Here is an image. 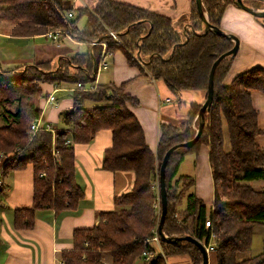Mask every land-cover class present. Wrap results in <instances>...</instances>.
Listing matches in <instances>:
<instances>
[{
  "label": "trees",
  "instance_id": "obj_1",
  "mask_svg": "<svg viewBox=\"0 0 264 264\" xmlns=\"http://www.w3.org/2000/svg\"><path fill=\"white\" fill-rule=\"evenodd\" d=\"M193 1L189 20L194 31L184 33L176 30V26H184L174 24L171 18L111 0H99L93 11L80 9V15L88 16L83 29L68 17L59 0H0V34L37 36L59 31V36L70 35L88 44L86 52L63 56L56 64L36 62L13 69L0 66V119L4 122L0 124V161L4 174L29 164L35 173L34 208L18 212L21 222L23 217L29 219L23 226L33 224L37 208L54 207L60 211L75 207L84 197L76 181L74 145L67 143L70 137L73 144L89 143L99 130H112L113 145L105 152L103 167L136 173L133 188L116 199L123 208L100 212L96 226L75 230L74 248L60 253L59 264H107L106 256L111 257L112 264H168L167 257L179 253L190 254L194 264L202 263L200 248L188 240L175 245L162 239L166 257L159 255L145 261L142 255L147 248L146 238L157 225L153 204L164 155L171 146L196 135L202 105L191 104L188 120L179 126L161 125L156 154L146 143L142 125L128 106L138 104V100L126 92V84L74 89V107L64 114V126L56 130L55 136L51 130L42 129L30 139L28 132L42 114L43 92L38 82L70 83L74 88L79 82H93L103 52L101 43L115 40L111 31L123 45L109 49L122 47L131 64L142 65L143 75L165 81L176 93L207 89L214 62L235 42L216 30L203 33L205 24ZM243 1L251 7H264V0ZM203 3L210 23L221 28L227 5L235 2ZM232 60V56L226 57L216 69L214 101L205 114L202 135L193 147L178 148L170 156L166 168L168 211L163 230L167 234H190L208 242L206 220L211 219L219 239L213 251L217 264H264V250L255 256H241L252 246L255 227L264 223V188L252 184L264 180V146L256 141L264 129L252 102V91L264 95V68H252L224 84ZM203 143L210 148L216 190L210 213L205 203L190 192L194 178L183 174L178 177L185 155ZM19 146V155L2 160V156H11ZM184 200L186 208L180 209Z\"/></svg>",
  "mask_w": 264,
  "mask_h": 264
},
{
  "label": "crops",
  "instance_id": "obj_2",
  "mask_svg": "<svg viewBox=\"0 0 264 264\" xmlns=\"http://www.w3.org/2000/svg\"><path fill=\"white\" fill-rule=\"evenodd\" d=\"M59 1L66 7L67 13L73 7L69 2ZM111 1L134 5L171 18L174 24L184 26H176L178 32L185 33V27L192 26L189 19L194 8L193 0ZM98 3L99 0H78L72 19L77 21L80 9L93 11ZM206 14L208 15L207 11ZM87 21L88 16L83 27L79 29L85 28ZM221 28L228 34L238 36L240 42V51L233 57L224 84L231 83L236 76L247 70L264 68V51L260 49L264 46V27L251 14L235 3H230L222 16ZM79 44L87 47L81 49L76 46ZM119 45L115 40L108 44L105 60L109 66L97 72L93 82L97 85L113 83L118 87L126 84V92L138 100V104L128 103V106L142 125L146 143L156 154L162 135L161 125L179 126L185 123L189 118L191 104L202 105L205 102L207 89H184L176 93L165 81L155 79L149 74L143 75L142 65L131 64L122 47L109 49L110 46ZM87 49V43L80 42L70 35L54 38L47 34H0V66L3 69H13L36 62L50 61L56 64L63 56L86 52ZM39 85L43 92L40 101V107L44 109L43 120L56 129L63 127L64 114L74 107L75 85L45 81H40ZM53 91H56L59 106L45 103V98ZM252 102L258 110L259 125L264 129V95L259 91H252ZM256 141L264 146V133L258 135ZM73 145L76 156V181L82 187L84 197L75 207L60 211L54 207L35 209L31 226H23L26 219H29L23 217L21 222L18 212L34 208L33 165L29 164L25 168L10 170L4 174V184L0 189V264H59L60 253L74 248L75 230L96 226L100 212L123 208V205L117 204L116 199L133 188L136 173L132 170L111 171L103 167L105 152L113 145L112 130L101 129L91 142ZM181 174L194 178L190 192H194L205 203L207 212L210 213L213 210L216 190L208 144L203 143L185 155L178 177ZM258 183L260 188H264V180ZM179 208H186V200ZM259 225L264 227V223ZM161 246L164 250L162 243ZM166 260L168 264H194L188 253L172 254ZM209 264H217L216 253L209 254Z\"/></svg>",
  "mask_w": 264,
  "mask_h": 264
},
{
  "label": "water",
  "instance_id": "obj_3",
  "mask_svg": "<svg viewBox=\"0 0 264 264\" xmlns=\"http://www.w3.org/2000/svg\"><path fill=\"white\" fill-rule=\"evenodd\" d=\"M195 2H196L198 13H199L201 19L203 20V22L205 24V30L203 33H206L208 30H216V32L218 34H223V35H226L228 37H231L234 40L235 45L230 50H228L227 52L221 54L212 66L210 76H209L208 87H207V98H206L205 102L202 104V106L199 110V113H198V117L201 118V122L199 124V127L197 128L196 135L189 140H186V141H183V142H180V143H177V144L171 146L164 155L163 161H162L161 166H160L159 179H158L159 180V194L161 197V205H162V214H161V219H160V223L158 226V231H159V234L161 235L163 240L170 242L172 244H175V245L181 244L185 240H188V241L195 243L200 248V250L203 254V261L201 264H209V253L207 252L206 247L201 240H199L198 238H196L195 236L190 235V234L189 235L167 236L163 230V224L165 222L167 211H168V192H167V185H166V168H167L170 156L178 148H181V147L191 148V147H193L195 145V143L198 141V139L200 138V136L202 135L204 125H205V114L208 110H211L212 105H213V101H214L216 69H217L219 63L223 59H225L226 57H229V56L234 57L238 53V50L240 47L239 39L236 36L228 34L222 28H216L214 25H212V23H210V21L208 19V15L206 14V11L204 8L203 0H195ZM234 2L237 6L251 12L255 16L264 17V8L263 9H255L254 7L246 5L243 0H234Z\"/></svg>",
  "mask_w": 264,
  "mask_h": 264
},
{
  "label": "built area",
  "instance_id": "obj_4",
  "mask_svg": "<svg viewBox=\"0 0 264 264\" xmlns=\"http://www.w3.org/2000/svg\"><path fill=\"white\" fill-rule=\"evenodd\" d=\"M63 1H66V2H69V3L72 4L73 7L68 11L67 15L70 18L74 17L75 9H76L75 5H76L78 0H63ZM193 30H194V28L192 26H190V25H187L185 27V31L186 32H190V31L193 32ZM59 34H60L59 31H51L47 35H49L50 37L57 38L59 36ZM111 35L114 36L115 42L117 44L123 45L122 40L117 36V34L115 32L111 31ZM101 44L103 45V52H102L100 61L98 63L97 72H99V71H101L103 69H107L108 66H109V63L105 60L106 50H107V46H108L109 42L105 41V42H102ZM97 87H98V85L95 84L94 82H91V83H89L87 85L79 82L77 84L76 88H73V90L74 89H78V88L79 89H86V90H95V89H97ZM45 103H46V105L52 104L53 106H59L60 105L59 99L57 98V95H56V91H53V92L49 93V95L45 98ZM42 112H44V109L42 110ZM42 129L51 130L54 136H55V132L57 130L52 124H50L49 122L43 120V116L41 114L39 119H37L36 121H34L32 123L31 130L28 131L30 139H32L34 137V135L36 134L37 131L42 130ZM67 143L73 145L72 138H69L67 140ZM20 152H21V147L19 146L17 148L16 152L13 153L11 156H5V157L2 156L1 158H2V160L3 159L5 160V159H7L9 157L10 158H14L17 155H19ZM3 165L0 166V189L3 187V184H4V180H3V177H4V175H3ZM41 175L43 176V175H45V173H42ZM158 188H159V181H158ZM153 208L155 210L157 225L152 230V235L150 237L146 238L147 248L142 253L143 259L145 261H149L151 258H153L155 256H159V255H162L164 257L166 256V254H165V252H164V250L162 249V246H161L162 237H161V235L159 234V231H158V226H159L160 219H161V214H162L161 197H160L159 192H158V196L156 197V199L154 201ZM206 228L210 231L209 241L206 242L205 240H203L202 242L205 245L207 252L210 254L216 249V247H217V245L219 243V239H218V235H217L216 231L213 230V224H212L211 219H207L206 220ZM165 234L167 236H171V235H169L167 233H165Z\"/></svg>",
  "mask_w": 264,
  "mask_h": 264
},
{
  "label": "rangeland",
  "instance_id": "obj_5",
  "mask_svg": "<svg viewBox=\"0 0 264 264\" xmlns=\"http://www.w3.org/2000/svg\"><path fill=\"white\" fill-rule=\"evenodd\" d=\"M255 8V7H254ZM264 8V7H263ZM263 8H255V9H263ZM205 10H206V8H205ZM245 10V9H244ZM246 12H248L249 14H251L254 18H255V20L259 23V24H261V26L262 27H264V17H258V18H256V16L254 15V14H252L251 12H249V11H247L246 10ZM86 18H87V15H80L78 18H77V25H79V28H81V27H83V25H84V23H85V20H86ZM190 32H192V31H190ZM238 37V36H237ZM73 47H74V45H72ZM77 47H80L81 49H85L87 46L86 45H84V44H79V45H76ZM260 49L262 50V51H264V46L262 47H260ZM238 51H240V47H239V50ZM101 75V74H100ZM42 82V81H41ZM38 84H39V82H38ZM65 85H72V84H70V83H64ZM4 122H3V120L2 119H0V124H3ZM196 128H197V125H196ZM226 138H227V148L229 147V144H228V133H227V131H226ZM3 165V163L2 162H0V166H2ZM3 175H4V170H3ZM260 180H256V181H254V185L257 187V188H260V186H259V182ZM157 185V184H156ZM159 192V191H158ZM183 203H184V201H183ZM183 205V204H182ZM88 242H86V244H87ZM88 245V244H87ZM263 248H264V227H262V226H260V225H257L256 227H255V230H254V235H253V239H252V246H251V248L247 251V252H245V253H243L242 254V256H255V255H258L262 250H263ZM106 260H107V263L108 264H110L111 262H112V259H111V257L110 256H106Z\"/></svg>",
  "mask_w": 264,
  "mask_h": 264
}]
</instances>
